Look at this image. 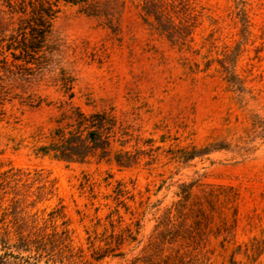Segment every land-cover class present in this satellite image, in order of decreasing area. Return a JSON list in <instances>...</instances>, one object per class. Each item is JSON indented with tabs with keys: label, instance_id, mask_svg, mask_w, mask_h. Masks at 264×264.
Here are the masks:
<instances>
[{
	"label": "rangeland",
	"instance_id": "obj_1",
	"mask_svg": "<svg viewBox=\"0 0 264 264\" xmlns=\"http://www.w3.org/2000/svg\"><path fill=\"white\" fill-rule=\"evenodd\" d=\"M155 16L179 38L157 32ZM104 22L62 5L44 58L5 80L0 174L13 168L21 181L1 208L47 246L7 262L164 264L148 244L177 184L192 182L194 195L216 201L188 264H264V247L240 253L264 243V0H125L118 31ZM65 101L115 116L128 168L34 152ZM208 146L186 163L176 157ZM218 187L233 189L234 204Z\"/></svg>",
	"mask_w": 264,
	"mask_h": 264
},
{
	"label": "trees",
	"instance_id": "obj_2",
	"mask_svg": "<svg viewBox=\"0 0 264 264\" xmlns=\"http://www.w3.org/2000/svg\"><path fill=\"white\" fill-rule=\"evenodd\" d=\"M62 5L77 6L87 16L103 19L108 29L118 31L119 16L125 0H0V110H3L5 105V80L13 75V69L30 70L29 66H37L40 59L44 58L52 21ZM147 6L149 5H144L146 13L151 14ZM152 26L170 42L179 38L173 22L155 16ZM231 76L233 77L231 73L226 75V82L232 83L233 86ZM60 105V114L53 121V126L34 146L36 154L63 162H85L94 159L112 162L118 168L129 167L123 160L127 152L122 150L124 143L113 114L85 113L71 101L61 102ZM113 143H118L120 149L112 150ZM210 147L214 151L221 149L216 145ZM208 148L209 146L199 150L195 147L190 150L180 149L176 157L180 160L179 163H186L184 161L193 160L204 154L203 151H208ZM14 172L13 168H9L0 174V250L3 252L0 264H9L7 259L10 258H22L21 252H34L39 255L47 248L43 244L46 242L44 236H35L32 232L24 230L17 214L7 208H1L2 200L7 195L12 194L14 198V191L21 181V177ZM193 188L192 182L177 184L176 200L163 209L166 218L162 222L158 218V229L155 231L159 232L148 244L150 256L154 259L160 258L164 264H188L190 255L197 254L196 243L192 241L196 237L208 238L206 234H202L206 228L204 230L201 223L206 221L207 207H210L213 200L216 201V196L208 191L194 195ZM218 189L229 191L227 199L234 204L236 194L232 188ZM235 214L236 208L233 215ZM160 237L165 240L164 248L158 247ZM38 243L43 248H38ZM263 244H246L240 253L246 259L252 258L263 249Z\"/></svg>",
	"mask_w": 264,
	"mask_h": 264
}]
</instances>
